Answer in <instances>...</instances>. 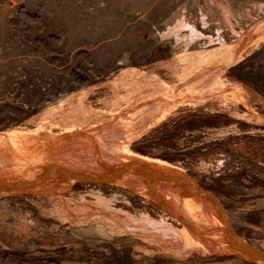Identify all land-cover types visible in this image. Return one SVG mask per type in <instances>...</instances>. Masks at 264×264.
<instances>
[{
	"label": "rangeland",
	"instance_id": "374dc122",
	"mask_svg": "<svg viewBox=\"0 0 264 264\" xmlns=\"http://www.w3.org/2000/svg\"><path fill=\"white\" fill-rule=\"evenodd\" d=\"M262 18L264 0H0V124H13L0 127V133L23 139L45 133L43 139L28 140L32 155L50 146L76 147L58 140L92 138L94 127H66L57 115L44 121L41 114L82 89L89 90L84 107L117 117L131 130L140 108L126 101L112 106L110 84L132 67L156 75L172 88L176 105L119 150L181 169L219 204L242 241L264 250V42L247 47L224 68L219 78L223 92L203 98L174 75L171 61L184 44L163 34L184 19L203 33L188 45L200 50L217 46L218 37L233 42L234 31L245 33ZM191 95L201 98L192 101ZM35 157H25L37 165L34 169L53 165ZM98 161L105 167L117 163L100 156ZM25 167V172L33 169ZM46 169L30 173L47 178ZM64 188L59 194H0V264H264L232 251L210 252L193 240L186 256L157 249L143 236L111 231L101 217L108 204L136 217L167 216L187 233L160 204L110 182L81 179ZM98 200L102 212L96 209L88 219L75 222L67 212L75 214L79 204L96 206Z\"/></svg>",
	"mask_w": 264,
	"mask_h": 264
},
{
	"label": "bare ground",
	"instance_id": "6f19581e",
	"mask_svg": "<svg viewBox=\"0 0 264 264\" xmlns=\"http://www.w3.org/2000/svg\"><path fill=\"white\" fill-rule=\"evenodd\" d=\"M229 13L228 9L224 6L223 16L228 18L230 15ZM183 29L188 32L183 33ZM234 32L237 33V37L233 42H228L218 37L219 42L217 43L219 44H217V46L204 47L205 49L200 50H190L188 49V45L201 36L204 37L203 33L196 29L194 25L186 23L184 19L178 20L174 25L169 26L163 33L169 36L174 35L176 39L181 41L185 46L182 52H179L175 58L172 59L173 62L171 61V66L175 70L174 75L186 82L184 87L187 86L191 93H196L204 98L211 93L223 92L225 90L223 89L225 86L222 87L220 85V73L224 68L239 60L242 52L245 51L247 47L257 46L261 42H264V18L259 19L251 25L245 33L237 30ZM210 38L208 36L209 41ZM212 40L213 38H211V41ZM212 42H214V40ZM179 83L181 82L179 81ZM110 86L112 88V97L110 101L112 106H116L118 102L120 104V102L124 103L122 101H126L140 108V118H138L139 120L135 122L131 130L126 128L127 126H123V123L121 124L117 117L113 119L112 115L101 114L102 112L98 113L95 112V110L91 111L84 107V101L89 93L88 89H82L69 97L67 96V98L61 99L55 105L51 104L52 106L44 110V113L41 114V119L45 121L48 118L53 119V115H57L56 118L59 119L60 122L62 121L66 127H94V136L90 138L88 135L80 133L79 135L83 136H80L78 139H69L73 136L68 135L64 139H61L60 142L70 145L76 143V147H73L74 145L72 146L73 148H62L58 145L50 146V148L45 147L40 149L34 155L27 151L31 150V148L27 146V141L20 139L16 133H9L13 147L0 136V175H6L12 178L17 184L15 188L9 184L1 185L0 194H3L2 192L11 194L27 191H42L47 194H59L64 187V189H70L76 179H78L77 175L57 171L58 175L55 174L54 176L51 172L56 168V162L75 164L85 170H96L97 172L95 173L98 175L97 173H108V170H110L109 168L101 166V163L98 161V156L117 163L127 162L129 158L134 157L122 154L119 150L120 147L129 140L134 139L146 126L152 125L158 118H162L165 113L163 111H167V109L174 104L173 101L175 99H173V97L176 95L172 88L166 83H163L156 75H149L134 67L123 70L112 80ZM191 96H187V98L192 101L201 98H198L196 95ZM174 105H176V103ZM86 141H89L88 146H80ZM79 147L84 148L79 151ZM72 149H77V154L76 152L74 153ZM16 152L23 153L24 155ZM28 156H36L35 161L38 163L40 162L42 165H44V162L45 165L48 163H53V165L47 167V169H42L43 167L34 169L37 165L35 166L32 164L30 159V161L25 159V157ZM93 156L95 160L91 161L90 158H93ZM144 159L150 160L147 157ZM154 162L161 165L163 169H170L168 163H160V161ZM26 165H29L33 169L30 170V168H28V171L25 172L27 168L25 167ZM49 168L51 171L49 172V176H51L52 179L51 181L35 188H33L35 185L28 184V180L32 179V173L34 171L42 170L43 172L45 169L48 170ZM116 170L117 167L115 171ZM178 171L181 172V169H178ZM26 178H28L27 181ZM112 184L129 188L133 192L141 194L147 200L154 201L158 204H161L159 201L163 200L167 207L165 209L166 212H171L174 218L177 217L176 219L179 221L182 219L184 224L185 221L183 219L186 218L200 226L209 224L214 226H226V219L219 204L196 184H193V191L188 192L189 190L186 186H182L180 183L174 181L171 182L154 178L153 182H150L140 171L125 175ZM98 201L99 204L92 207L88 203L79 204L76 206V209H74L75 214H71L68 210L67 212L72 215L75 222L76 220L88 219L90 215L96 214L95 211L98 210L102 212L103 206L100 204L102 201ZM105 206L108 212L107 214L101 213L104 214L101 218L105 224L111 226V231L120 233L130 232L138 236H143L150 243L158 245L156 247L157 249L166 250L178 256L188 255L193 247V241H199V243L210 252H233L234 246L238 244L236 241L237 237L232 240V236L229 233H225L222 237L218 235H216L217 237L209 235L204 236L200 234L199 231L190 228L186 224L184 227L187 229V233H185L181 229H176L172 223L166 221V219H168L167 216H161V219H154L148 214H142L140 217H136L126 212L119 213L110 208L108 204ZM79 211L83 212L79 213ZM80 215L83 217L79 218Z\"/></svg>",
	"mask_w": 264,
	"mask_h": 264
},
{
	"label": "water",
	"instance_id": "95a60500",
	"mask_svg": "<svg viewBox=\"0 0 264 264\" xmlns=\"http://www.w3.org/2000/svg\"><path fill=\"white\" fill-rule=\"evenodd\" d=\"M45 133L41 134V135H30V136H26V138L24 137V140L27 141V144L29 143L28 140L30 139H35L37 137H39L40 139L44 138ZM0 136L2 138H4L8 144L11 146V141H10V135L9 134H0ZM19 136V135H18ZM20 139L21 136H19ZM65 137L61 138L64 139ZM61 139H59L58 141H61ZM130 160H128L127 162H118L113 164L112 166H103L101 164V166L105 167V168H109L110 170H108V173H97L98 175H96L95 172H97L96 170H85L83 168H81L78 165L75 164H70V163H58L56 162V168L51 172L49 170V172H51L52 174H54V172L56 170H58L59 172H64L66 174L68 173H73L75 175H77L78 179H76V181L84 179V180H90V181H97V182H110L111 184L116 182V180H118L119 178L134 173V172H138L140 171L150 182H153L154 178H159V179H163L165 181H174L177 183H180L182 186H186L187 189L190 191H193V184H196L201 190H204L202 187H200L188 174L184 173V172H180L178 171V169H175L173 167H170V169H163L161 165H159L158 163L152 161V160H146L144 158H140V157H131L129 158ZM73 168L72 170L69 169ZM117 167V172L115 171ZM50 173L48 174L47 178H39L36 176H33L32 179L26 178V181L28 180V184L31 185H35L33 188L35 187H40L42 185H44V183H46L47 181H49L51 179V176H49ZM42 183V184H40ZM3 184H9L12 185L14 188L17 187L16 182L6 176V175H0V186ZM205 191V190H204ZM161 204V206H163L165 209L167 208L165 205V202L163 200L159 201ZM226 219V218H225ZM185 221V224L187 226H189L190 228L197 230L200 232V234L202 235H209V236H213V237H217L216 235H218L219 237L225 235V233H229L232 236V240L234 238L237 237L236 241H237V246H234L233 249V253L235 255H239L242 257H245L247 259L253 260L255 262H260V263H264V250L262 249H258L253 247L252 245L245 243L244 241H242L233 231V229L230 227L228 221L226 220V226H214V225H205V226H200V225H196L195 223L191 222L190 220H187L186 218L183 219ZM181 222L184 224V222L181 219ZM184 224V225H185ZM227 229H226V228ZM231 239V238H230Z\"/></svg>",
	"mask_w": 264,
	"mask_h": 264
},
{
	"label": "trees",
	"instance_id": "16d2710c",
	"mask_svg": "<svg viewBox=\"0 0 264 264\" xmlns=\"http://www.w3.org/2000/svg\"><path fill=\"white\" fill-rule=\"evenodd\" d=\"M9 125H7L6 123L5 124H0V127H8V126H11V125H13V124H10V123H8ZM2 125V126H1ZM8 250L9 249H5L4 250V252H8ZM10 253H13V254H17V253H21V254H24V253H26L25 251H19V252H17V251H11Z\"/></svg>",
	"mask_w": 264,
	"mask_h": 264
}]
</instances>
